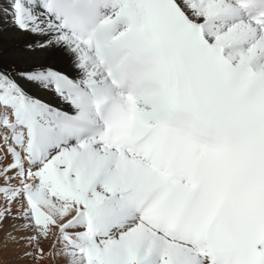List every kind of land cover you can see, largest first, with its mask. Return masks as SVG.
<instances>
[{
  "label": "snow or ice",
  "instance_id": "snow-or-ice-1",
  "mask_svg": "<svg viewBox=\"0 0 264 264\" xmlns=\"http://www.w3.org/2000/svg\"><path fill=\"white\" fill-rule=\"evenodd\" d=\"M0 23L30 37L6 54L0 27L7 242L264 264V0H7Z\"/></svg>",
  "mask_w": 264,
  "mask_h": 264
},
{
  "label": "rangeland",
  "instance_id": "rangeland-1",
  "mask_svg": "<svg viewBox=\"0 0 264 264\" xmlns=\"http://www.w3.org/2000/svg\"><path fill=\"white\" fill-rule=\"evenodd\" d=\"M1 147L2 148L4 147L6 149V146L2 142L0 144V151L2 150ZM0 163H6V160L0 161ZM3 203H4V198L2 196H0V205H2ZM11 224H12L11 220L6 221L4 226H3V229L0 230V245L7 243L6 247H0V264H22L23 262H24L23 264H25V263H27V261L31 262V264H37L38 258L23 255V253L26 251H32L35 253L34 248H30L28 246L27 247L29 249L27 247L22 248L23 246L26 245L25 242H23V241H20L19 243L7 242L6 233L9 231ZM17 235H28V233L20 232V233H17ZM52 243H53V238H49L47 240H44V245L41 244L42 246H44L43 247L44 248L43 258H45L46 263L47 264H65L63 262H60V257H61L60 255H56L54 257L51 254L53 251L52 250ZM13 248H14V250H13ZM22 250H23V252H22ZM13 251H15L14 252L15 254H13ZM59 251H60L59 245H57L56 252L59 253Z\"/></svg>",
  "mask_w": 264,
  "mask_h": 264
},
{
  "label": "bare ground",
  "instance_id": "bare-ground-1",
  "mask_svg": "<svg viewBox=\"0 0 264 264\" xmlns=\"http://www.w3.org/2000/svg\"><path fill=\"white\" fill-rule=\"evenodd\" d=\"M7 6V0H0V7H6ZM3 20H7V17H3ZM0 27H2L3 28V33H2V36H3V40H4V47H5V52H6V54H7V50L9 49V48H15V47H18L20 44H22L23 43V41L24 40H26V39H29L30 37H28L26 34H18V33H16L13 29H11L6 23H0ZM45 99L48 101V102H50V103H52V104H54V105H56V106H59V107H64V105L59 101V99L56 97V96H54V95H47L46 97H45ZM1 142L3 143V141H2V139H0V144H1ZM1 151H0V154H2L6 149L3 147H1ZM10 159H11V157L9 156L8 157V160H6V163L7 162H9L10 161ZM46 242V241H45ZM41 244L42 245H44V240H42V242H41ZM41 245V247L43 248L44 246H42ZM12 247V246H11ZM24 247H27L26 245L25 246H23L22 248H24ZM28 248V247H27ZM29 249V248H28ZM13 250H14V248H13ZM18 250V249H17ZM43 251H44V248H43ZM15 251H13V254H15L14 253ZM22 252H23V250H22ZM20 254V253H19ZM6 256V255H5ZM16 256V255H15ZM21 256V255H20ZM61 257H60V262H63V263H65V258L62 256V255H60ZM23 259V258H22ZM34 262V261H33ZM24 263V262H23ZM22 263V264H23ZM25 264H31V262H28L27 261V263H25ZM37 264H47L46 263V261H45V258H38L37 259Z\"/></svg>",
  "mask_w": 264,
  "mask_h": 264
}]
</instances>
